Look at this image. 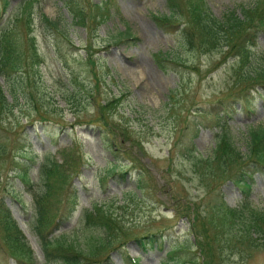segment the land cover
I'll return each mask as SVG.
<instances>
[{"label":"rangeland","instance_id":"374dc122","mask_svg":"<svg viewBox=\"0 0 264 264\" xmlns=\"http://www.w3.org/2000/svg\"><path fill=\"white\" fill-rule=\"evenodd\" d=\"M63 1L44 0L42 12L70 24V36L77 49L69 65L62 68L54 59L50 44L36 33V46L44 60L40 77L36 79V92L45 96V108L63 115L67 128L58 134L56 145L42 135L38 124L25 128L34 152L41 154L48 150L54 153L58 147L77 142L84 154L82 172L73 179L78 192L76 210L54 234H62L75 246L88 250L97 231L85 225L82 215L94 203L103 202L114 209V214L129 230L128 236L157 234L162 237L161 245L147 250L131 238L124 249L109 254L106 264H129L126 255L137 258L138 264H204L203 259L205 262L209 253L206 256L204 251L201 253L197 241L203 239L195 234L198 224L203 222L205 225L201 218L205 215V206L214 195L221 193L227 205L236 207L241 203L243 193L232 180L220 182L218 186V182L205 186L194 172V164L197 159L212 154L215 148L218 128L214 116L220 111L226 113V118L230 117L227 125L235 145L247 154L249 127L264 124V93L252 91L251 104L246 106L244 98H237L239 92L233 82L237 58L225 56L224 49L203 53L183 46L179 22L184 18L171 26H161L154 15L169 14L166 0H114L110 16L97 24L91 33L71 24ZM78 1L87 13H92L90 3L98 0ZM254 1L203 0L205 8L216 17H221L227 10L241 12L242 5H251ZM15 3L16 0H9L7 12L0 18L5 17ZM126 26L137 40L131 45L116 43L117 32ZM87 42L89 48H85ZM252 50L253 66H258L264 58V33L260 34ZM91 56L96 60L95 66L88 63L90 58L93 60ZM0 82L6 84L2 78ZM96 83L98 87L94 89ZM70 86L74 87L76 101L81 102L68 104L61 97L64 88ZM90 92L95 93L93 101ZM111 95L117 102L108 109L110 118L127 126V130L132 131L131 136L143 145L142 150L133 147L139 161L146 162L151 169L150 174H142L146 184L143 191L135 186V169L141 167L139 162H134L133 170L124 178L107 175L105 171L112 169L115 159L104 146L100 133L95 128L74 123L76 116L90 118L94 103H101L104 97ZM7 98L12 101L8 92ZM18 101L21 111H15L19 116L31 112L27 100L21 96ZM59 109L63 111L58 113ZM128 144L125 150L131 149ZM189 147L194 150L187 151ZM192 154L199 157L190 158ZM34 174L33 169L32 178ZM215 184L218 188L208 194ZM5 187V204L33 248L37 263L42 264L38 241L27 224L32 214L30 198L19 179L11 177L9 172ZM129 190L141 198L124 199L123 193ZM250 195L252 202L264 211V174L255 175ZM120 206L124 207L118 208ZM226 227L223 226L221 231ZM207 228L215 250L214 262L211 259L210 264H236L235 261L240 264L243 255L233 253V249L226 250V260L219 262L215 248L227 233L214 237L209 225ZM172 246L177 248L175 259H170L167 253ZM0 264H14L1 247ZM241 264H264V250L255 249L250 259Z\"/></svg>","mask_w":264,"mask_h":264},{"label":"trees","instance_id":"16d2710c","mask_svg":"<svg viewBox=\"0 0 264 264\" xmlns=\"http://www.w3.org/2000/svg\"><path fill=\"white\" fill-rule=\"evenodd\" d=\"M43 1L16 0L10 12L0 18V78L6 83L0 82V247L15 264H37L33 249L5 204L8 172L11 177L19 179L30 198L32 214L27 223L40 246L44 260L42 264H106L109 253L124 249L131 238L144 250L161 245V235L128 236L129 230L114 214V209L105 203H94L91 209L83 212L85 225L97 231L88 250L75 246L62 235L54 234L76 209L78 194L73 179L81 173L84 154L80 145L73 142L70 146L57 148L55 154L46 150L41 155L32 149L25 129L27 125L38 124L42 134L56 145L58 134L67 128L63 115L54 114V111L45 108V96L36 92V79L40 77V67L44 62L36 46V33L50 44L54 59L62 68L69 65L77 48L70 36V24L45 15L42 12ZM166 4L169 14L154 15V18L161 26H171L184 18L179 22V25L182 24L179 32L183 46L203 53L212 50L222 52L224 49L225 56L237 58L233 74L234 86L239 92L237 98H244L248 106L251 104L252 91L264 93V58L258 66H253L252 50L259 35L264 33V0L242 5L241 12L237 9L227 10L221 17L212 15L205 8L203 0H166ZM63 5L71 17V24L84 27L86 32L91 33L97 24L110 16L114 0L90 3L92 13H87L85 6L78 0H64ZM8 6L9 0H0V17L6 14ZM136 40V36L126 26L123 31L117 32L115 41L131 45ZM86 44L85 48H89V42ZM88 63L95 66L96 60L90 58ZM15 78L17 82L13 81ZM97 87L96 83L93 88ZM6 91L12 101L7 98ZM90 94L93 101L95 93ZM21 96L30 103L28 109H31V112H23L24 118L15 111H21L18 101ZM61 97L68 104L81 102L76 101L73 86L64 88ZM114 97L106 96L101 103H94V113L90 118L76 116L74 123L95 128L100 133L104 146L115 159L112 169L105 171L107 175L124 178L133 170L134 162H139L141 167L135 169V186L143 191L146 184L142 174H150L151 169L146 162L139 161L138 153L133 149L138 147L142 150L141 141L131 136L132 131L127 130V126L110 118L108 109L117 102ZM59 110L58 113L63 111ZM224 113L220 111L214 116V123L219 130L215 135L212 154L197 159L194 172L201 183H206L205 186L217 182L218 186L220 182L232 180L245 196L238 207L227 206L221 194L214 195L209 200L210 204L205 206V215L201 217L205 225L203 222L198 224L195 234L203 239L197 241L201 253H209L205 262L203 259L204 264H210L211 259L214 262L215 257L207 225L214 237L227 233L220 238L215 248L219 262L226 260V250L233 249V253L243 255L241 263L250 259L255 249L264 250V211L254 206L249 199L255 175L264 174V125L249 127L248 152L243 154L227 129ZM70 127H73L72 124ZM126 144L131 147L130 150H125ZM193 150V147L187 149L189 152ZM191 157L198 158L199 155L192 154ZM125 159L126 162H120ZM33 169L34 178L30 175ZM217 186L215 184L208 194ZM125 198L141 197L129 190L124 193ZM223 226L227 227L221 231ZM191 227L194 228L193 225ZM176 251L175 246L170 248L168 253L171 259L177 258ZM126 259L129 264H138L137 259L129 258L128 255Z\"/></svg>","mask_w":264,"mask_h":264}]
</instances>
